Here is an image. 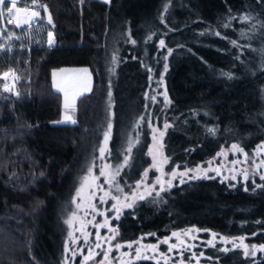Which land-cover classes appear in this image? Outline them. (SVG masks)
Wrapping results in <instances>:
<instances>
[{
    "label": "trees",
    "instance_id": "obj_1",
    "mask_svg": "<svg viewBox=\"0 0 264 264\" xmlns=\"http://www.w3.org/2000/svg\"><path fill=\"white\" fill-rule=\"evenodd\" d=\"M44 3L57 45L32 52L18 98L3 90L0 62V264H63L82 177L94 170L103 189L110 180L113 195L131 194L151 165L154 129L164 131L167 173L233 144L252 155L264 142V0ZM63 67H89L94 78L75 124H56L63 97L53 71ZM102 161L108 171L99 175ZM257 181L198 179L153 194L122 213L118 242L196 228L264 246V180ZM204 254L206 264H264V254L239 248Z\"/></svg>",
    "mask_w": 264,
    "mask_h": 264
},
{
    "label": "rangeland",
    "instance_id": "obj_2",
    "mask_svg": "<svg viewBox=\"0 0 264 264\" xmlns=\"http://www.w3.org/2000/svg\"><path fill=\"white\" fill-rule=\"evenodd\" d=\"M2 14L7 30L10 33L19 32L22 25L20 19L26 20L25 14L20 13L19 9H14L10 2H5ZM3 31L4 25L0 20V62L7 65L1 74L2 88L18 98L21 95V75L31 70L32 66L29 65L26 54L16 51L15 43L11 42L12 38L7 33L3 34ZM93 81L89 67H63L53 71L54 89L63 97L62 116L56 124L77 123V103L83 96L92 92ZM262 103L264 105V99ZM112 106L114 109L113 103ZM109 139L110 131L104 135L103 144L101 143V160H104L108 151ZM163 139L164 131L154 129L149 147L151 165L129 195H113L110 192V180L107 182V189H103V185L98 184L100 177L94 170L82 177L72 201L74 209L67 221L68 238L63 264H136L141 261L155 264H206L204 261L209 258L204 254V250L217 245H221L224 250L242 249L244 255L251 258L264 254V246H250L245 238L224 237L196 228L175 231L156 242H118L117 222L122 213L135 203L153 194L166 192L176 184L220 178L234 185H245L251 180L258 187L260 183L257 180H264V173L257 172L259 167L264 166L263 162L255 157L257 147L252 151V155L245 157V151L235 144L193 169L167 173ZM100 167L99 175L107 174L108 168L104 161Z\"/></svg>",
    "mask_w": 264,
    "mask_h": 264
},
{
    "label": "built area",
    "instance_id": "obj_3",
    "mask_svg": "<svg viewBox=\"0 0 264 264\" xmlns=\"http://www.w3.org/2000/svg\"><path fill=\"white\" fill-rule=\"evenodd\" d=\"M5 2H10L14 9H19L26 16V20L20 19L22 25L19 32L10 33L6 28L2 14ZM0 20L4 25L3 34L7 33L12 38L16 51L26 54L29 65L33 51L57 45V36L51 26V14L44 0H0Z\"/></svg>",
    "mask_w": 264,
    "mask_h": 264
},
{
    "label": "flooded vegetation",
    "instance_id": "obj_4",
    "mask_svg": "<svg viewBox=\"0 0 264 264\" xmlns=\"http://www.w3.org/2000/svg\"><path fill=\"white\" fill-rule=\"evenodd\" d=\"M260 144H259V146H256L257 147V151L255 153V157L258 158L260 161L264 162V155H263L264 149L260 146ZM247 155H248V153L245 152V157ZM263 165H264V163H263ZM260 171H262L264 173V166L263 167H259L257 169V172H260ZM220 174H222V172H220Z\"/></svg>",
    "mask_w": 264,
    "mask_h": 264
},
{
    "label": "water",
    "instance_id": "obj_5",
    "mask_svg": "<svg viewBox=\"0 0 264 264\" xmlns=\"http://www.w3.org/2000/svg\"><path fill=\"white\" fill-rule=\"evenodd\" d=\"M260 146L264 149V142H262L261 144H260ZM263 155H264V152H263ZM264 163V162H263Z\"/></svg>",
    "mask_w": 264,
    "mask_h": 264
}]
</instances>
